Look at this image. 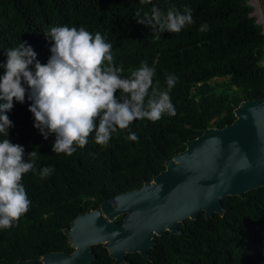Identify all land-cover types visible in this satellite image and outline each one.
Returning a JSON list of instances; mask_svg holds the SVG:
<instances>
[{
    "label": "trees",
    "instance_id": "trees-1",
    "mask_svg": "<svg viewBox=\"0 0 264 264\" xmlns=\"http://www.w3.org/2000/svg\"><path fill=\"white\" fill-rule=\"evenodd\" d=\"M170 4L180 11L190 7L195 23L179 33L163 32L156 40L151 27L138 20L153 6L166 10ZM252 13L248 0H0V64L19 42L30 45L36 59L46 64L52 42L45 33L52 26H84L112 43L116 66L123 64L122 77L147 60L156 70L154 84L158 81L162 89L167 87L165 73L178 78L170 92L175 116L136 120L113 134L106 147L97 145L92 133L71 156L52 152L55 136L45 140L34 127L27 96L23 104L13 101V109L4 113L13 123L8 138L24 147L25 159L38 151L37 170H55L43 180L32 172L23 176L31 205L13 227L0 229V264H41L46 253H72L64 229L79 214L141 188L186 149L187 141L206 128L234 122L241 102L264 98V33ZM204 23L209 27L201 32ZM129 132L138 140L126 139ZM223 206L225 216L206 219L201 212L196 220L180 224L181 234L156 236L148 259L128 254L127 264H264V187L244 198L229 196ZM92 252L90 264H115L102 244Z\"/></svg>",
    "mask_w": 264,
    "mask_h": 264
},
{
    "label": "clouds",
    "instance_id": "clouds-1",
    "mask_svg": "<svg viewBox=\"0 0 264 264\" xmlns=\"http://www.w3.org/2000/svg\"><path fill=\"white\" fill-rule=\"evenodd\" d=\"M136 15L140 17L141 10ZM138 23L151 27L158 40L161 33H179L195 20L190 7L180 11L170 4L166 10L153 6ZM208 27L204 23L198 30ZM45 35L52 42L46 64L36 59L26 42L8 49L6 63L0 64L4 69L0 76V135L4 137L0 140V229L13 227L29 211L31 200L23 176L32 172L43 180L55 170L49 166L37 170L38 151L25 159L24 147L8 138L13 123L4 113L13 109L14 100L23 104L27 96L34 127L45 140L54 134L52 152L67 156L84 148L92 133L95 143L106 147L113 134L129 129L136 120L176 115L170 96L178 81L174 74L165 73L167 87L162 89L158 81L154 84L155 68L143 60L128 77H122L123 64L116 66L112 43L84 26H52ZM126 139L137 141L138 137L129 132Z\"/></svg>",
    "mask_w": 264,
    "mask_h": 264
},
{
    "label": "water",
    "instance_id": "water-1",
    "mask_svg": "<svg viewBox=\"0 0 264 264\" xmlns=\"http://www.w3.org/2000/svg\"><path fill=\"white\" fill-rule=\"evenodd\" d=\"M236 119L223 128H206L186 142V149L165 162V170L136 190L105 200L99 208L79 214L64 229L69 252H49L41 264H90L93 246L102 244L115 264L128 254L149 258L156 236L181 234L180 224L225 216L223 200L264 187V98L246 100ZM125 216L122 223L118 217ZM16 264H39L20 260Z\"/></svg>",
    "mask_w": 264,
    "mask_h": 264
},
{
    "label": "rangeland",
    "instance_id": "rangeland-1",
    "mask_svg": "<svg viewBox=\"0 0 264 264\" xmlns=\"http://www.w3.org/2000/svg\"><path fill=\"white\" fill-rule=\"evenodd\" d=\"M248 2L253 7L252 15L256 18L257 23L262 27L264 33V0H248ZM224 80H227V78H217L215 81L221 83Z\"/></svg>",
    "mask_w": 264,
    "mask_h": 264
}]
</instances>
